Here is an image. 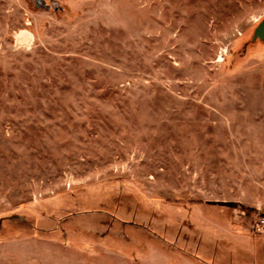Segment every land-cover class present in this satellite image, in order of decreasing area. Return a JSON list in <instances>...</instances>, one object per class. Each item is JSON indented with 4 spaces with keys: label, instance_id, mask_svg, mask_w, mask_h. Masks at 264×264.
<instances>
[{
    "label": "rangeland",
    "instance_id": "374dc122",
    "mask_svg": "<svg viewBox=\"0 0 264 264\" xmlns=\"http://www.w3.org/2000/svg\"><path fill=\"white\" fill-rule=\"evenodd\" d=\"M264 0H0V264H264Z\"/></svg>",
    "mask_w": 264,
    "mask_h": 264
},
{
    "label": "water",
    "instance_id": "95a60500",
    "mask_svg": "<svg viewBox=\"0 0 264 264\" xmlns=\"http://www.w3.org/2000/svg\"><path fill=\"white\" fill-rule=\"evenodd\" d=\"M254 38L264 41V20L261 21L254 30Z\"/></svg>",
    "mask_w": 264,
    "mask_h": 264
},
{
    "label": "built area",
    "instance_id": "2783aa9c",
    "mask_svg": "<svg viewBox=\"0 0 264 264\" xmlns=\"http://www.w3.org/2000/svg\"><path fill=\"white\" fill-rule=\"evenodd\" d=\"M262 224H264V220H262Z\"/></svg>",
    "mask_w": 264,
    "mask_h": 264
}]
</instances>
